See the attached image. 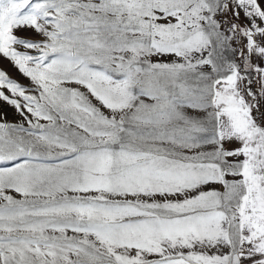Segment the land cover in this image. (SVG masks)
<instances>
[{"label": "rangeland", "instance_id": "1", "mask_svg": "<svg viewBox=\"0 0 264 264\" xmlns=\"http://www.w3.org/2000/svg\"><path fill=\"white\" fill-rule=\"evenodd\" d=\"M260 127L264 0H0V264H264Z\"/></svg>", "mask_w": 264, "mask_h": 264}, {"label": "trees", "instance_id": "2", "mask_svg": "<svg viewBox=\"0 0 264 264\" xmlns=\"http://www.w3.org/2000/svg\"><path fill=\"white\" fill-rule=\"evenodd\" d=\"M227 3H228V8L230 10H232V1H227ZM251 130L252 129H247V136L248 137H251V143L249 145L252 147L253 150H258L259 148H262V150H264V147L263 146L258 145L260 143H256V142L253 143L252 136H251V134H253V133H251V134L249 133V131H251ZM260 130L262 131V138H264V127H262V128L260 127ZM258 139H259V137H258Z\"/></svg>", "mask_w": 264, "mask_h": 264}]
</instances>
